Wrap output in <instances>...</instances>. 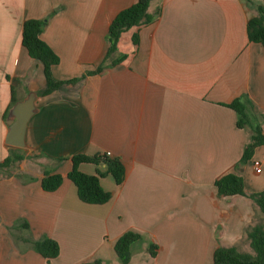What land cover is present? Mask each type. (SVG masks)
<instances>
[{
  "label": "crops",
  "instance_id": "0c3cea01",
  "mask_svg": "<svg viewBox=\"0 0 264 264\" xmlns=\"http://www.w3.org/2000/svg\"><path fill=\"white\" fill-rule=\"evenodd\" d=\"M136 2L0 0V162L24 158L0 174V264H107L127 231L145 238L132 245L129 264H213L218 247L251 252L245 232L262 215L249 198H217L214 187L233 173L246 193L264 191V145L239 165L250 134L227 107L245 97L264 116V46L248 41L255 11L246 0H161L160 17L138 30L137 46L134 30L123 35L122 63L37 96L25 147L4 143L13 99L45 84L42 65L22 46L24 22L46 20L39 38L59 59L53 78L65 81L95 70L111 21ZM101 152L120 159L125 179L100 178L110 200L86 204L67 178L71 157ZM78 170L96 174L88 163ZM44 173L62 176L56 191H43ZM24 221L28 230L19 227ZM28 237L54 240L59 255L47 261ZM147 242L157 246L155 257Z\"/></svg>",
  "mask_w": 264,
  "mask_h": 264
},
{
  "label": "trees",
  "instance_id": "16d2710c",
  "mask_svg": "<svg viewBox=\"0 0 264 264\" xmlns=\"http://www.w3.org/2000/svg\"><path fill=\"white\" fill-rule=\"evenodd\" d=\"M262 6L255 7L249 0L246 5L255 11L254 16L247 21V38L251 43L264 46V0ZM156 2V7L150 12L151 3ZM161 0H137L130 7L120 11L111 21L107 32V52L101 63L94 71L79 77L65 81H57L53 78L52 68L59 63L58 57L52 50L40 40L39 35L46 26V20H27L22 28V46L26 49L29 57L42 65L45 84L37 96H47L63 86H74L87 75H96L104 69L115 67L126 59V55L119 54L118 48L124 34L134 30L131 35L133 46L138 45V30L155 22L161 15ZM16 102L13 99V104ZM237 116L236 127L246 129L249 134V142L246 144L239 165H246L253 157L255 149L264 145V135L261 125L264 116L254 111L253 105L245 97L237 98L229 105ZM23 156L12 154L0 162V174L7 172L15 164L23 160ZM72 168L67 173V178L76 187L78 199L86 204L102 205L107 203L111 194L103 190L100 185V178L111 176L117 185L125 179V168L119 158H113L106 152L94 155L77 154L71 157ZM82 163L95 166V175H86L78 170ZM62 176L59 174L50 175L44 173L41 187L45 192L56 191L62 183ZM217 198H230L243 196L249 198L258 208L262 215V221L255 223L245 232V239L251 252L240 251L236 247H218L213 252V264H264V191L246 193L242 177L229 173L214 182ZM20 228L28 230L27 223L21 222ZM18 226L11 229L16 230ZM145 241L143 235L127 231L123 233L114 244V252L121 264H129L132 257L131 247L134 244H141ZM31 249L39 253L47 261L59 255V246L54 240L42 237L39 240L25 238ZM147 252L151 257L156 256L157 246L147 242ZM81 264H101L98 260Z\"/></svg>",
  "mask_w": 264,
  "mask_h": 264
},
{
  "label": "water",
  "instance_id": "95a60500",
  "mask_svg": "<svg viewBox=\"0 0 264 264\" xmlns=\"http://www.w3.org/2000/svg\"><path fill=\"white\" fill-rule=\"evenodd\" d=\"M36 92H30L21 101L15 102L8 111L5 124L7 132L4 143L13 148H24L26 129L30 119L38 112L35 106Z\"/></svg>",
  "mask_w": 264,
  "mask_h": 264
},
{
  "label": "built area",
  "instance_id": "2783aa9c",
  "mask_svg": "<svg viewBox=\"0 0 264 264\" xmlns=\"http://www.w3.org/2000/svg\"><path fill=\"white\" fill-rule=\"evenodd\" d=\"M252 169L255 173L259 174L261 172V165L259 161H252Z\"/></svg>",
  "mask_w": 264,
  "mask_h": 264
},
{
  "label": "rangeland",
  "instance_id": "374dc122",
  "mask_svg": "<svg viewBox=\"0 0 264 264\" xmlns=\"http://www.w3.org/2000/svg\"><path fill=\"white\" fill-rule=\"evenodd\" d=\"M153 7H154V3H151L150 12H152ZM240 251H242V249H240ZM132 253H133V251H132ZM117 262H118V258L115 254V257H112V258L110 257V261L107 264H117Z\"/></svg>",
  "mask_w": 264,
  "mask_h": 264
}]
</instances>
